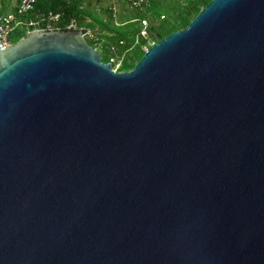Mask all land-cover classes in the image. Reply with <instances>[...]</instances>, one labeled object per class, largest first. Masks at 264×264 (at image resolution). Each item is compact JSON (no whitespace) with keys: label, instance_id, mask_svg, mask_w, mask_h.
Returning <instances> with one entry per match:
<instances>
[{"label":"water","instance_id":"1","mask_svg":"<svg viewBox=\"0 0 264 264\" xmlns=\"http://www.w3.org/2000/svg\"><path fill=\"white\" fill-rule=\"evenodd\" d=\"M84 30L0 50V264H264V0L129 71Z\"/></svg>","mask_w":264,"mask_h":264},{"label":"trees","instance_id":"2","mask_svg":"<svg viewBox=\"0 0 264 264\" xmlns=\"http://www.w3.org/2000/svg\"><path fill=\"white\" fill-rule=\"evenodd\" d=\"M211 0H188L186 10L184 12L183 19H181L179 16L178 22H166V16L162 13L166 10H171L172 12H175L177 9V5L179 3H175L174 5H171L169 7H164V3L161 1H153L150 9L147 12H135V14L132 16L131 20L128 22H119L116 20H113L110 15L107 18V21L105 23L98 22L96 25H88V27H91L98 36H100L101 39H104V42L106 45L114 44L117 47V52L119 54L122 53H129L130 50H134L133 54H128L126 58L123 60V63L120 67L119 71H129L133 69L135 64L142 58V56L145 53L144 48H150L153 44L157 43L158 41L166 38L170 34H172L175 31L181 30L186 28L190 22L195 18V16L210 2ZM6 7L4 6L0 10V16H2L5 11ZM15 9V7L12 9V11ZM35 11L36 12H58L62 15L60 22L56 25L57 28L61 30H67L69 26H71L72 21L74 22V25L77 28H82L79 16H78V10L76 6L70 5L67 2L63 0H38V2L35 5ZM160 16H163L164 19L160 20L161 23L167 24V29L165 32L161 31H155L152 30V26H150L149 36L148 38H142L139 37L140 32V26H139V20L142 18L147 19H155ZM95 27L97 30H95ZM33 29L30 28L29 30L26 29H18L15 32L20 34L18 36V40L25 37L26 34L29 31H32ZM85 31V30H84ZM14 32V33H15ZM22 32H25L24 35H21ZM12 36L10 38V43L14 44L16 42H11ZM120 42H123V44H120ZM89 43V42H88ZM90 45L94 46L93 42L89 43ZM130 55V56H129ZM102 60V59H101ZM107 62V61H103Z\"/></svg>","mask_w":264,"mask_h":264},{"label":"built area","instance_id":"3","mask_svg":"<svg viewBox=\"0 0 264 264\" xmlns=\"http://www.w3.org/2000/svg\"><path fill=\"white\" fill-rule=\"evenodd\" d=\"M114 2H123L130 10L134 12H147L154 0H113ZM38 0H19L15 9L11 12L0 16V50L10 45V38L12 34L18 29L29 30L35 29H50L57 28L56 25L60 22L62 15L58 12H36L35 5ZM117 6L112 5L109 7L112 12L113 18L117 16ZM157 23L163 20L164 17L160 16L159 19L155 18ZM140 32L139 37L148 38L151 20L142 18L139 20ZM86 35V34H85ZM94 48L99 46L98 40H94ZM123 44V42H120ZM101 47V46H99ZM97 49V48H96ZM98 50V49H97ZM109 51L108 63L111 65V69L115 72H119L123 60L126 58V52L119 54L117 47L110 45L107 47ZM146 51L147 48H144ZM100 53V52H99Z\"/></svg>","mask_w":264,"mask_h":264},{"label":"crops","instance_id":"4","mask_svg":"<svg viewBox=\"0 0 264 264\" xmlns=\"http://www.w3.org/2000/svg\"><path fill=\"white\" fill-rule=\"evenodd\" d=\"M70 5L76 6L78 10L79 21L82 29L87 30L85 33V38L89 39L90 42H94V40H100V36L88 25H96L98 22L105 23L107 21L108 16L112 15L109 7L112 5L117 6V16L116 18H112L113 20L119 22H128L131 20L132 16L135 14L134 11L130 10L123 2H114L113 0H63ZM154 1H162V0H154ZM19 0H17V3ZM17 5V4H16ZM15 5V6H16ZM113 17V16H111ZM74 25V22L71 23ZM95 30L97 28L95 27ZM90 37V38H89ZM104 41V39H102Z\"/></svg>","mask_w":264,"mask_h":264},{"label":"rangeland","instance_id":"5","mask_svg":"<svg viewBox=\"0 0 264 264\" xmlns=\"http://www.w3.org/2000/svg\"><path fill=\"white\" fill-rule=\"evenodd\" d=\"M187 1L188 0H162L161 2L164 3V7H169L171 5H174L175 3H179V5H177V9L175 10V12H172L171 10H166L165 12H162L165 16H166V22L170 21V22H178L179 18L178 16L183 19V14L186 10V6H187ZM17 4V0H0V10L5 6L6 9L4 11V13H8L11 12L12 9L15 7V5ZM151 20V26H152V30L155 31H161V32H165L167 29V24L166 23H161L158 22L156 19H150ZM151 28V27H150ZM25 32H22L21 35H24ZM20 34H18L17 32L12 34V39L11 42H16L18 40V36ZM90 38V37H89ZM87 41L90 43V40L87 39ZM99 46L101 47H96L98 49V51L101 54V59L102 61H108V54L109 51L107 50V47L110 45L116 46L114 44H110V45H106V43L100 39L99 41ZM93 44H95V41L93 42ZM135 50V49H134ZM134 50H130L129 53H126L125 57L128 54H133ZM129 55V56H130Z\"/></svg>","mask_w":264,"mask_h":264}]
</instances>
